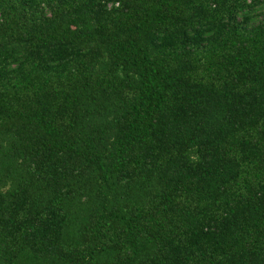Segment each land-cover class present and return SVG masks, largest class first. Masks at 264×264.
<instances>
[{
    "label": "trees",
    "instance_id": "trees-1",
    "mask_svg": "<svg viewBox=\"0 0 264 264\" xmlns=\"http://www.w3.org/2000/svg\"><path fill=\"white\" fill-rule=\"evenodd\" d=\"M0 264H264V0H0Z\"/></svg>",
    "mask_w": 264,
    "mask_h": 264
}]
</instances>
